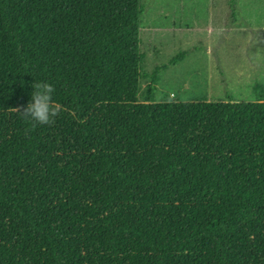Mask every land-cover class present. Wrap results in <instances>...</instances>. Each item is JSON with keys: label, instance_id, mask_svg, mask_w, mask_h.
I'll list each match as a JSON object with an SVG mask.
<instances>
[{"label": "trees", "instance_id": "1", "mask_svg": "<svg viewBox=\"0 0 264 264\" xmlns=\"http://www.w3.org/2000/svg\"><path fill=\"white\" fill-rule=\"evenodd\" d=\"M143 13L0 0V264H264V100L156 102L188 51L143 75ZM35 81L51 124L11 110Z\"/></svg>", "mask_w": 264, "mask_h": 264}, {"label": "rangeland", "instance_id": "2", "mask_svg": "<svg viewBox=\"0 0 264 264\" xmlns=\"http://www.w3.org/2000/svg\"><path fill=\"white\" fill-rule=\"evenodd\" d=\"M140 72L150 74L176 54L185 58L158 76L156 102L264 100V0H140ZM148 77L139 80L144 101Z\"/></svg>", "mask_w": 264, "mask_h": 264}, {"label": "clouds", "instance_id": "3", "mask_svg": "<svg viewBox=\"0 0 264 264\" xmlns=\"http://www.w3.org/2000/svg\"><path fill=\"white\" fill-rule=\"evenodd\" d=\"M32 89L28 104L22 108H11V110L36 124L48 125L53 123L60 111L59 106L54 105L52 100V95L55 92L54 86L44 81H35Z\"/></svg>", "mask_w": 264, "mask_h": 264}, {"label": "crops", "instance_id": "4", "mask_svg": "<svg viewBox=\"0 0 264 264\" xmlns=\"http://www.w3.org/2000/svg\"><path fill=\"white\" fill-rule=\"evenodd\" d=\"M174 65V64H173Z\"/></svg>", "mask_w": 264, "mask_h": 264}]
</instances>
